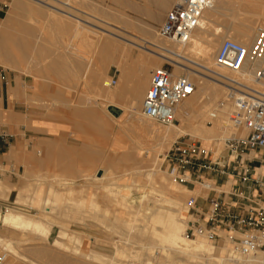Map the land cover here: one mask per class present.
Listing matches in <instances>:
<instances>
[{"label": "rangeland", "instance_id": "374dc122", "mask_svg": "<svg viewBox=\"0 0 264 264\" xmlns=\"http://www.w3.org/2000/svg\"><path fill=\"white\" fill-rule=\"evenodd\" d=\"M13 1L14 0H0V31H1L2 21L5 20L6 17L9 15V10H10V7L12 6ZM33 1H35V0H33ZM40 1L41 2H39V3L44 5L46 8H38V9H40V11H42L43 14L47 15L46 21H43L42 17L40 18L38 15H30V14H27V12H25V11H21L20 16H19V25H18L20 28L21 34H17L16 32L13 33L11 43L9 44L10 45L9 49L12 52L18 54L17 57L20 59V61L23 62V65L25 64L24 67H26V70L24 72L19 71V70H14V69H11V67L9 65H7V67H8L7 68L6 65L0 64V67H2L3 69L8 71V80L12 78L11 79L12 82L9 84L10 88L12 87L11 84H13V85H15V87L17 89V92H15V96L10 97V102L11 103L17 102V105H19V107L18 108H9V110L14 111L16 113V115H18L19 117H22V119L24 116L25 117L30 116V120H31L32 128L27 129L24 126V124L22 125V123H21L16 128V130L13 129L14 131L13 130L8 131L6 126H8L9 124L7 122H4V126H3V123L0 121V130H4L5 132H7L13 136V138L10 140L11 145H12L11 147L14 148L13 146H15V144H16V148H17V150H19V156L21 155V152H25V150L28 153L33 152L34 154H37V155L40 154L41 156H44L45 152L47 150V146L45 144V141H42L43 143H38L39 140L37 138L38 137L37 134L39 133V129H35V128H37L40 123L47 122L51 119L54 120L55 117L62 120L64 118L65 113L72 114V112L80 109V108H49L51 103L54 104V100H55L56 96L57 97H59V96L55 95L54 93L52 94L53 95L52 97L44 96L43 94L41 96H38L39 88L36 86L39 83L47 84V86L49 84H51L53 86V89L51 92H53V90L56 87H57L58 92H60V93L64 92V85H65L66 81H64L62 79L61 80L57 79V75L60 74V72L59 71L58 72L57 71H55V72H44L43 70L45 68L47 69L49 67L58 66L59 67L58 69L60 71L64 70L65 66L63 63H65V58H66L65 55H67L69 57L72 56V57H78V58H80V57L85 58L86 57L89 62H93L96 57L104 56L105 53L100 48L102 47L104 40H106L108 37H110L111 39L113 38V40L117 42L115 44L118 47V50L116 51V53L114 55L115 59L117 56H119V57H133V56L141 57L142 56L143 58H147V60L156 59L151 55L150 51H148L144 48H141L139 46L135 47V45H132L129 42H126L123 38L132 40L138 44L141 43V45H144L146 43V41H148V40L150 42L157 41L161 44L167 43V42H168V45L171 44V42L169 40L162 39L158 34V29L162 25L163 21L165 20L166 15L170 9H167L165 11L166 13L165 12L162 13V19L163 20L160 23L155 22L153 20L154 18H156V16L140 17L139 19H140V21L142 20V22L139 21V23H145V20H150L155 24H153V26L152 25H150V26L144 25L143 29H140L141 32H134V30H132L130 28H132V24L136 21V19L131 17V15L129 14L130 13L129 8L127 7L129 0H118V7H117L116 11H114L113 13L102 12L101 14L98 10L92 9L91 7H89L87 4V0H61L63 2L70 3L71 4L70 8H68L69 5H61L60 2L57 3L56 0H40ZM241 1L240 0H231L229 2V5L227 4V8H226L227 10L224 12L225 15L220 16L218 18V21L220 24L225 25V26H229V25H231L229 23H232V24L238 23L240 20H242L244 18L249 17L251 19L252 18L256 19L253 15H260L261 13L262 14L264 13V0L263 1L262 0H260V1L259 0H252V2H251V0H249V1L248 0H241ZM36 2H38V1H36ZM42 2H44V3L48 2L46 4H48L49 6L45 5ZM239 4H240V6H239ZM53 5H54V7L56 6V8H54ZM241 5H242V8H241ZM253 7H255V8L258 7V8L255 9ZM34 8L37 9L36 6H34ZM76 8H77V10H76ZM78 8L80 9V11ZM57 9H59V10H57ZM245 9H246V11H245ZM60 10H62V12ZM66 12H68L71 15H74V17L69 18V16H66L68 14ZM61 13H63V14H61ZM251 19H249V20H251ZM41 20H42V22H40ZM228 21H230V22H228ZM70 24H75L76 27L80 28L79 31L83 33L82 38L81 37H79V38L74 37V39L71 40V36L69 34L67 36L64 35L69 30ZM113 25H114V27H113ZM115 26H117V27H115ZM27 29L31 30L30 40L25 39L26 36H24L25 31ZM104 30H105V32H104ZM107 30L112 31L113 33H115V34H117L123 38H119V37H116L113 35L111 36V35L107 34ZM150 30H153L152 35L150 33H148V31H150ZM23 32H24V34H23ZM141 38L143 40H141ZM80 40H82L84 42L85 48L84 47L81 48V46L78 48L76 47L77 41L80 42ZM219 40L220 39H218V41H217V48L214 50V53L212 55V63L213 64H214L213 61H215L214 58L216 57L220 46L225 41V39L224 40L222 39L220 41ZM254 40H255V36L253 37L252 41H250L248 43H250V45H251L254 42ZM213 56H215V57H213ZM192 60L196 61L200 64V59L198 60V58H196V59L194 58ZM156 61H157V63L162 65V67L166 66V67H170L171 69H173L174 74H175L176 69L172 64H170L166 61H161L159 59H156ZM121 62H123V61H121ZM111 63H113V62H111ZM198 63H196V64H198ZM91 67H94V65L93 64L90 65V69H91ZM96 67L99 69L102 66L98 65ZM110 67H112V65H110ZM115 67H117L119 70H121L122 68H126V67H138V66L128 65V64H125V62H124V64H118V65L116 64ZM160 67L158 65L154 64L152 66L151 70L154 71L156 68H160ZM107 68H109V64H108ZM107 68H106V70H107ZM220 69L224 72V74L227 75V77H229V76L235 77L237 75H240V74L233 75V74H231V72L223 70L222 68H220ZM106 70L104 69L103 71H100L101 85L98 88V92H93L91 89L89 91H86V96L90 100L89 105H91V106L94 105V107H95V108H91V109L93 111L96 110L95 112L97 113V116L101 119L100 124L104 125L105 128H103L102 130H99L96 138L90 137L88 139L86 137L88 145H86L85 147L88 150L83 149L81 151H83L85 153V154H83V156L88 158L86 161H83V167L88 168L89 169L88 171H91L90 173L91 174L93 173L92 175L95 177H98V175L96 174L97 173L96 171H101L102 175L105 174V171H108L109 179L112 178L111 180H113V181H111V180L110 181L108 180V181L110 184L111 183L116 184L115 186L113 185L114 189L116 190V188L118 189V184L125 185L121 182L122 181L121 179H123V177L127 173V171L132 170L131 166L129 167V165L124 164V162L122 160V156L124 154L131 153V154L135 155L137 157V159L140 158L142 160L144 159V161H148L150 157L152 158V156H154V153H152V150L156 147L158 141L151 134H149L147 132V130H145V131H142V130L138 131L137 130L138 132H136V130L134 131L133 130L134 128H132V126H130L131 122H130V115L128 114L129 110H128V108H126L129 106L127 103V101H128L127 99L126 100L123 99L120 101L117 99V101H113L109 98L107 99V98L103 97V95H105V92H104L102 85L105 83V81H109L112 78H114L118 81V74H116L117 71L115 73H113L111 71L109 73V75H107ZM185 73L186 72H182V74H180L178 76H187L188 77L187 73L186 74ZM46 76H51L52 78L50 80L46 81L44 79ZM148 76H149L148 82H149V89H150L151 74L149 73ZM190 78L192 79V81L196 85L199 84L201 81L200 78H198L194 75H192ZM95 84H96L95 86H97V84H99V82L96 81ZM249 84L252 85L253 83L251 82ZM119 85H120V83H117V85L115 87H112V88H117ZM26 92H28V93H26ZM41 92L44 93L43 90ZM226 92H225V96L228 94V92L227 93ZM79 96H80L79 92H77L76 96H74V102L76 101L77 97L79 98ZM145 97H146V95L144 96V98L142 100V105H143V101H144ZM223 98H225V97L219 98L216 101V104L215 103L212 104V106L210 107L211 108L210 111L214 110L217 107L218 103H220L221 101H224L225 99H223ZM57 99H59V98H57ZM121 101H123V102L126 101V102L121 103ZM113 103H116L115 105H117V106L119 105V107L122 108L121 110L123 111V113H122V116H120V118L116 119L108 111V108L110 107L109 105L113 104ZM229 104H231V108L228 109L229 110L228 113H230L232 111L233 102H230ZM142 105H141V108H142ZM5 109H7V108H5ZM124 111H125V114H124ZM209 112L206 115H204V117L202 118L201 121H202V123H205V125L207 127L214 128V126L216 125V122L211 120V118L208 115ZM2 113H4V108H2ZM226 117L228 118V115H226ZM227 118H226V120H227ZM145 120H146L145 123L150 122V123H153L157 126H160L159 127L160 129H165V128L169 127V126H162L160 124L151 122L148 119H145ZM209 122L211 124H208ZM3 127H5V128L3 129ZM224 130H226V128ZM229 130H230V132H229ZM11 131H13V132H11ZM142 132H144V135L141 134ZM72 133H73L72 137H74V139H80L81 138L79 132L73 131ZM234 133H236L234 130L228 128V130H226V135L221 133L220 134L221 137L219 136L218 138L210 139V142L201 140L200 138L194 137L192 135H187V136H183L180 138L172 139V141L168 142L166 147H164L162 149V153L158 155V160L161 163L160 169H161V174H163V176H162L163 179H165L166 181H169L170 183H172L174 185L180 186L179 191L183 194L182 198L180 199L178 204H180L179 206H181L180 212H182L185 216L182 220L183 222L186 223L185 230L188 227V221H189V218L187 215L186 203L189 200V198L191 196H193V193H191L188 190V188L187 189L183 188L184 186L176 184L172 180V177L170 176V173H169V165L166 161L167 153L171 150L174 143H176L178 140L198 141L202 145H205L208 148H211L210 146L214 145L216 147L215 156L217 157V156H219V154H221L224 151V140L230 138ZM140 134L143 137H140ZM241 135H243V134L239 133V136H241ZM141 138H143V139H141ZM93 141H96V143L98 145L97 146L93 145L92 144ZM128 145L131 146V148ZM134 147H136L137 150H133ZM128 148H130V149H128ZM138 148L140 150H138ZM15 150L16 149H14V151ZM5 151L7 152L8 150L5 149ZM151 154H152V156H151ZM10 157H12V156L8 155V156L4 157V159L7 160V166L6 167L4 166V172H5L4 182L0 183V199H4L3 200L4 206L1 204V201H0L1 212L5 213L8 211V209H13L15 211H19L21 213L32 216L34 218L37 216L39 217V215H40V217H42L43 223H47V222L49 223L50 222L51 225L49 224V226H52L53 224L54 225L51 229V233H50L51 235L49 236L48 241H44V240H36L35 236L29 234L30 232H25L23 230L14 229V228L8 229L6 227H3L1 225L2 223H0V236L3 240L2 242H0V256L4 255L5 246H6L8 240H12L15 243V248L17 246H19V250H18V247L16 248V250L19 253L21 251L20 254H23V255H28L30 252H32L31 248L32 249H33V247L37 248L38 245H39V247L44 248L47 253H49V252L51 253V250H53L52 245L55 241V238L58 236V233L61 230L60 228L63 226V228L65 227L66 229H69L68 231L73 233L74 235L81 236L83 238L82 242L84 244H87V242H89L91 248L99 251V253H102L108 257H111V256L112 257H118L119 259H121V261L124 260V262H126L128 264H146L144 257L142 258L143 261L142 260L138 261L137 258H132L134 256V253L136 252L135 249L132 250L133 252L132 251L127 252L125 254H122V253L118 254V250H117L118 249L117 245L119 247L122 244H121V240H120V236H121L120 232H119V230L117 232L116 229L124 227V222L133 221L135 219V217H136L135 216V212H136L135 209L138 207V203H136V204L132 203L133 204L132 205L131 204L132 200L129 199L128 203L126 204L128 206L123 205V203L120 200L114 199L112 197L110 190L113 189V187L110 189L109 188L105 189L103 187V185H102V188H99V186L96 187L97 181L96 180L95 181L94 180H87V178L85 176H79V177L78 176L60 177V176H52V175L50 176V175H48V171L45 172L46 174L43 171H39V166L37 164H33L34 166L37 165L35 167L36 169L34 171H36L35 174H39V175H35L33 178V182H29L30 183L29 185H32V188H30L29 190H27L25 192V200L18 201V197H19L18 194L20 193V190L18 187L20 186V184L18 187L15 188L16 193L13 195V193H14L13 192L14 188H13L10 195H9L10 198L6 199V196L4 194V190H5L4 184L7 183L8 181H10L12 179V177L14 179H17L21 183L23 181L22 177L24 176V166L18 161V159H16V160L10 159ZM151 158H150V160H151ZM75 163L78 164L79 162H75ZM123 164L125 165V167H122V166H124ZM47 165H48V162L46 161V164L44 166L42 165L41 168H49V166H47ZM128 175H129L128 176V178H129L128 183H129V185H131V191L123 190L121 192L122 194L127 195L128 197L130 196L131 199L139 198V196L142 193L145 194L146 192H149L150 194H153L156 196H160L159 193H157L156 191H153L152 189H150L149 186L147 187L144 184V178L136 177L135 174L132 172H129ZM69 178H72V179H69ZM34 180H35V182H34ZM29 181H30V178H29ZM135 181H136V183H135ZM64 183L69 184V186L68 185L64 186ZM109 183H107L106 185H108ZM82 184H83V187H82ZM37 186H38V188H37ZM152 187H154V188L159 187V183H157V182L153 183ZM78 188H80V190H82V191L75 192ZM184 189H186V190H184ZM66 190L69 193L64 194L63 192H65ZM73 190H75V191H73ZM92 190H95V192L91 193ZM88 191L90 192L89 194H87ZM97 191H98V193H97ZM224 191H226L228 193L230 191V186H227L226 188H224ZM59 192H62V194H59ZM214 195L215 194H213V193L209 194L208 192L202 194L203 199L204 198L206 199L208 196L214 197ZM66 199H69V201ZM71 199H72V201L70 202ZM91 200H92V202H91ZM23 201L25 202V204H23ZM48 201H50L51 203ZM201 201L203 202V200H201ZM120 202L122 203L123 206L121 205ZM31 203L35 204L33 209L29 207ZM71 203L72 204H80L81 206L82 205L85 206V207H81L79 210V211H81V213H80L81 215H79V211H77V208L73 207L71 210L70 208L66 207L67 205H69ZM90 203H93L95 206V207L91 206L92 210L89 207ZM95 203H96V205H95ZM204 203L207 204V202H204ZM18 204H20L21 206H19ZM46 205L51 206V208H50L51 211L48 213H45L46 211L43 210L44 209L43 206H46ZM94 208H96V210L98 209L96 212V214H98L97 217H94L88 213L89 211L93 212ZM73 209H75V210H73ZM68 211H70V212H68ZM73 211H75L74 212V213H76L75 215L72 213ZM86 212H87V214H86ZM66 213L68 215H66ZM100 221H102L101 224H100ZM103 221H105V223ZM97 226H99V227H97ZM115 227H117V228H115ZM30 236L34 237V240H31L28 242L27 240H28V237H30ZM190 240H196L197 241L198 239H190ZM200 240L204 241L205 243H207L210 246H213L214 249H223V247L216 246L215 244L207 241L206 239L202 238ZM114 243L116 244V246ZM112 244H114V245H112ZM31 245H33V246H31ZM24 247L27 250L24 251L23 250ZM130 253H131V255L133 254V256L129 257ZM30 255H31V253H30ZM8 260L10 263L31 264V263H25L20 258L15 257V256L14 257L9 256ZM31 260L37 264H47V262H45V261L42 262V260L36 259L34 257H32ZM36 260L37 261L39 260V261L37 262ZM163 264H165V263H163ZM166 264H173V263L167 262Z\"/></svg>", "mask_w": 264, "mask_h": 264}, {"label": "bare ground", "instance_id": "6f19581e", "mask_svg": "<svg viewBox=\"0 0 264 264\" xmlns=\"http://www.w3.org/2000/svg\"><path fill=\"white\" fill-rule=\"evenodd\" d=\"M30 1L35 2L37 4H40L39 2H41L40 0H35V1L30 0ZM36 1H38V2H36ZM56 1H57V3L60 2L61 5H69V7L68 6L67 7L70 8V5H71L70 3L63 2L61 0H56ZM173 1H175V0H173ZM230 1L231 0H216L215 6L212 9L206 11V13L202 19V22L200 24V27L194 31V33L191 37V40L189 42H187L186 44H181V43H176V42L170 41L171 44L168 45V42L161 44L157 41L150 42L148 40V41H146V43L144 42L145 43L144 45H141V43L138 44L132 40L125 39V38L120 37L119 35L113 33L112 31L107 30V34H109L111 36L113 35V36H116L119 38H123L126 42H129L130 44L135 45V47L139 46L141 48H144V49L150 51L151 55L154 58L159 59L161 61H166V62L172 64L176 69L175 70L176 76L182 74V72H186L188 75V78L191 81H192V79L190 77L192 75L200 78V80H201L200 83L196 85L195 93L189 99L180 103L178 105V107L176 108V112H175L176 123L170 125L168 128L160 129L159 128L160 126H157L153 123H150L149 121H148L149 123H145L146 118L143 116L142 108H141L142 100H143L145 94L142 95L141 86H145L146 84H148L149 76H148V73L146 74L147 69L145 70V67H149L150 65L153 66L154 64L158 65L159 67L160 66L162 67V65L157 63L156 59H152V60L150 59V60H148L149 65L146 64V65L140 66L141 71L135 77L136 83H134L132 85L133 87H132L131 92L129 94L127 93L128 94L127 103L129 106L126 108H128V110H129L128 114L130 115V122H131L130 126H132V128H134L133 130L134 131L136 130V132H138L140 130H142V131L147 130V132L149 134H151L154 138L157 139L158 143H157L156 147L152 150V153H154V156H152V154H151V156H152V158L150 157L151 160L149 158L148 161H144V159L143 160L140 158L137 159V157L131 153L124 154L122 156V160H123L125 165H129V167L131 166L132 170L127 171V173L124 175L123 179H121L122 181L120 180L125 185L118 184V189L116 188V190L113 187V185L115 186L116 184L115 183H113V184L109 183V181L112 178L109 179L108 171H105V174H103L99 178L93 176L92 175L93 173L92 174L90 173L91 171H88V172L84 171L85 174L84 173H83L84 175L82 174V176H85L87 178V180H94V181L96 180L97 181L96 187L99 186V188H102V185L105 189H108V188L110 189L113 187V189L110 190L112 197L114 199L120 200L123 203V205H126L128 203L129 199L132 200L131 204L132 203H134V204L138 203V207L135 209L136 210V212H135L136 217L134 216L135 219L133 221L124 222V227H121V228L115 227V228H117L116 229L117 232L119 230L120 235H121L120 240H121L122 245H120L119 247L117 245L118 254L119 253L125 254V253L131 252L133 249H135V251H136L134 253L135 257L133 256V254L131 255V253H130L129 257L133 256L132 258H137L138 261L142 260V258L144 257L146 264H163V263L166 264L167 262L168 263L172 262L173 264H263L260 254H254L251 256H247V257H241L238 255L235 256L229 251L228 248L214 249L213 246H210L207 243H205L204 241L200 240L202 238H199L197 241L187 239L185 237V231H186L185 225H186V223L182 221L185 216L182 212H180L181 206H179L180 204H178V202L182 198L183 194L179 191L180 186L174 185V184L170 183L169 181H166L165 179H163V177H162L163 174H161V169H160L161 163L158 160V155L162 153V149L164 147H166L167 143L172 141V139L180 138V137L187 136V135H192L194 137L200 138L201 140L210 142V139L218 138L221 133L226 135V130H228L229 124H230L229 123L230 113H228V111H229L228 109L231 108V104H229L231 102V100L228 99L231 90L229 89L228 85H226V84H230L229 81H234V82L241 81V82L246 83V84H249L251 82L253 83V79H252L251 75L240 74V75H237L235 77H230V76L227 77V75L224 74V72L219 68V66L215 63V61H213L214 64L212 63V55L214 53V50L217 48L218 39H220V40L229 39V40H233L239 44H242L245 46H250V43H248V42L252 41L254 36L256 37V33H257L259 28L264 27L263 26L264 25V13L263 14L261 13L260 15H253L256 19H254V18L251 19L249 17L244 18L242 20L239 19L240 21L238 23H233V24L229 23V24H231L229 26H225V25L220 24L218 21V18L220 16L225 15L224 12L227 10L226 9L227 4L229 5ZM164 2H165V0H164ZM251 2H252V0H251ZM42 3H44V2H42ZM46 3H48V2H46ZM46 3H44V4L48 5ZM167 3H165V4H167ZM169 3L171 4V2H169ZM154 4H156V3H154ZM239 6H240V4H239ZM53 7H54V5H53ZM162 7H163V5H162ZM165 7H167V6H165ZM54 8H56V6ZM168 8L170 9V7H168ZM168 8H166V9H168ZM241 8H242V5H241ZM253 8H255V7H253ZM256 8H258V7H256ZM57 10H59V9H57ZM76 10H77V8H76ZM60 11L62 12V10H60ZM79 11H80V9H79ZM245 11H246V9H245ZM66 13H68V12H66ZM61 14H63V13H61ZM66 16H69V18L74 17V15H71L69 13ZM15 18H16V15H15V12L12 8L8 17L2 21L1 31H0V64L6 65V67H7V65H9L11 67V69L24 72L26 70V67H24L25 64L23 65V62L20 61V59L17 57L18 54L12 52L10 49L8 50L7 46L10 48V45L6 43V34H5L6 26L8 27V25L10 26V25L14 24ZM249 19H251V20H249ZM153 20L155 22L160 23L163 20L162 19V13L159 12V14L156 15V18H154ZM228 22H230V21H228ZM113 27H114V25H113ZM115 27H117V26H115ZM104 32H105V30H104ZM148 33H150L152 35L153 30L148 31ZM141 40H143V39L141 38ZM115 43H117V42L114 41L113 38L111 39L110 37H108L106 40H104V43L102 44V47L100 48L105 53L104 54L105 65L103 66V69H105V70H106L108 64H110L111 62H113L115 60L114 55H115L116 51L118 50V47L116 46ZM213 57H215V56H213ZM191 58L192 59L198 58V60L200 59V64L196 61H193ZM196 63H198V64H196ZM256 68H257V66H254L253 69L255 70ZM136 74H137V72H136ZM231 74L236 75L237 73H231ZM100 77H101V75H100ZM122 79H123V77H122ZM124 83H126V82H124ZM100 85H101V82L99 81V86ZM129 85H130V82H129L127 88L129 87ZM102 87H103L104 92H105V95H103V97H105L107 99L109 98L113 101H117V99L119 101L123 100L126 97L125 95H127L125 93L123 86H122V81H120V85L117 88H112L109 86L106 87L105 83L102 85ZM226 91L228 92V94L225 96ZM26 93H28V92H26ZM234 94L237 95L236 93H234ZM222 97H225L223 99H226V101L228 103L225 105L224 109H222L218 113L217 119L214 120V122H216V125L214 126V128H209L205 125V123H202L201 120L204 117V115H206L210 111V109H211L210 107L212 106V104H214V103L216 104V101ZM115 104L116 103H113V104H110L109 106H116L117 108L122 109L121 107H119V105L117 106ZM80 107H82V106H80ZM0 111L2 112V108H0ZM212 111L209 112V114H208L209 116H210V113ZM74 112H72V113L74 114ZM124 114H125V111H124ZM89 115L92 117V113H90ZM226 115H228V118L226 117ZM75 117H76V115L73 118L74 120H75ZM226 118H227V120H226ZM69 119H71V118H69ZM79 119L77 118L78 122H80ZM94 119H96V118H94ZM7 121H8L7 123L9 124L8 126L10 127V130H13V129L16 130V128L21 123H22V125L24 124V126L27 129L32 128L30 116H28V117L24 116L22 119V117H19L18 115L14 114L13 112H10V116H9V119H7ZM97 121H99V120H97ZM86 126H87L88 132L93 131L95 128L96 129L98 128L97 129L98 131L105 128L104 125L100 124V121L98 124H96V123L94 124L93 120L88 121ZM83 127H84V125H83ZM225 128H226V130H224ZM84 129H85V127H84ZM13 131H11V132H13ZM229 132H230V130H229ZM141 134L144 135V132H142ZM141 134H140V137H143V136H141ZM238 135H239V133H238ZM141 139H143V138H141ZM129 147L131 148V146H129ZM130 148H128V149H130ZM133 150H137V148L134 147ZM138 150H140V149L138 148ZM46 157H48V156H46ZM38 158H39V156L37 154H34L33 152L28 153L26 150H25V152H21L20 156L19 155L17 156L18 161L24 166V176L22 178H23V181L25 182L24 186L22 188H20V193L18 194V196H19L18 201L25 200V192L27 190H29L30 188H32V185H29L30 184L29 182H33V178L35 175H39V174H35L36 171H34V170L36 168L33 164H37V163L39 164L41 162L42 163L41 165H43L44 163H46L44 160L39 161ZM125 165L122 167H125ZM50 169H51V167H50ZM81 170H83V169H81ZM76 171H77V169H76ZM129 172L134 173L136 177L144 178V184L147 187L149 186L150 189H152L153 191H156L157 193H159L160 196H156V195L150 194L149 192H146L145 194L142 193L139 196V198L131 199L130 196L128 197L127 195L122 194L121 192L123 190L131 191V185H129V183H128L129 182V178H128ZM262 172H264V169H262ZM29 178H30V181H29ZM69 179H72V178H69ZM111 181H113V180H111ZM34 182H35V180H34ZM106 182L109 183L110 185L109 184L106 185L107 184ZM155 182L159 183V187H156V188L152 187V184ZM135 183H136V181H135ZM5 184H4V189H5L4 194L6 196V199L7 198L9 199L10 198L9 195H10L12 190L10 187L6 186ZM65 185L69 186V184H67V183L66 184L64 183V186ZM82 187H83V184H82ZM37 188H38V186H37ZM183 188H186V187H183ZM186 189H184V190H186ZM73 191H75V190H73ZM66 200L69 201V199H66ZM71 201H72V199L70 200V202ZM48 202H50V201H48ZM91 202H92V200H91ZM93 203H90V205H89L91 210H92V207L94 206ZM122 203H121V205H122ZM23 204H25L24 201H23ZM18 205L21 206L20 204H18ZM95 205H96V203H95ZM34 206H35V204L31 203L29 207L33 209ZM126 206H128V205H126ZM66 207L70 208L71 210L74 207V208H77V211H79L81 207H85V206H83V205L81 206L80 204H72L71 203V204L67 205ZM43 208H44L43 210L46 211L45 213H48L51 211V209H50L51 206H49V205L43 206ZM73 210H75V209H73ZM97 210H96V208H94L93 212L89 211L88 213L94 217H97V215H98V214H96ZM68 212H70V211H68ZM74 212L75 211H73L72 213L75 215L76 213H74ZM80 213H81V211H79V215H81ZM86 214H87V212H86ZM66 215H68V214L66 213ZM103 222L105 223V221H103ZM0 223H2L1 225L3 227H6L8 229L14 228V229L23 230L25 232H30L29 234L35 236L36 240H44V241H48L49 236L51 235L50 234L51 229L54 225L53 224L52 226H49L50 222L49 223L48 222L43 223L42 217H40V215H39V217L37 216L34 218L32 216L26 215V214L21 213L19 211H15L13 209H8V211L5 213L1 212V210H0ZM101 223H102V221H100V224ZM97 227H99V226H97ZM60 229L61 230L58 233V236L55 238V241L52 245L53 250H51V253L50 252L47 253L44 248H41L38 245L37 248H34V247H33V249L31 248V250H32V252H30L31 255H30V253L28 255H23V254H20L21 251L19 253L16 250L17 247L19 250V246H17L15 248V243L12 240H8L7 244L5 246L4 255H6L7 257H9V256L14 257L15 256V257L20 258L25 263H31V264H37L31 260L32 257L39 259V260H42V262L45 261V262H47V264H128V263L124 262V260L121 261V259H119L118 257H112V256L108 257L102 253H99V251L92 249L89 242H87V244H84L82 242L83 238L81 236H77V235H74L73 233L69 232L68 231L69 229H66L65 227L63 228V226ZM30 237H28V240H27L28 242L31 240H34V237H31V238ZM2 241L3 240L0 236V242H2ZM114 244H112V245H114ZM31 246H33V245H31ZM115 246H116V244H115ZM23 250L25 251L27 249H25V247H24Z\"/></svg>", "mask_w": 264, "mask_h": 264}, {"label": "built area", "instance_id": "2783aa9c", "mask_svg": "<svg viewBox=\"0 0 264 264\" xmlns=\"http://www.w3.org/2000/svg\"><path fill=\"white\" fill-rule=\"evenodd\" d=\"M216 0H177L158 29L162 39L186 44L200 27L206 11ZM215 63L231 73L251 75L253 84L229 81V100L233 108L229 128L234 130L224 140V151L215 156L216 147L207 149L198 141L178 140L166 155L172 180L181 186L197 188L186 203L189 218L187 239L204 238L228 248L235 256L260 254L264 264V27L259 28L250 46L225 40ZM254 66L257 68L254 70ZM8 83V71L0 67V84ZM118 81H106L115 87ZM196 91V84L187 76H175L170 67L156 68L151 73V86L143 101V116L162 126L176 122L178 105ZM236 93L237 95H235ZM226 99L210 113L216 120ZM208 124H211L210 122ZM238 133L243 135L239 136ZM12 135L0 130V148L11 147ZM218 150V149H217ZM3 152L0 151V183L4 179ZM214 177L225 178L226 185H216ZM230 184V191H224ZM215 194L203 199V193ZM231 196L233 200H225ZM207 202L205 211L200 202ZM3 201V199H0ZM0 264L10 263L6 255Z\"/></svg>", "mask_w": 264, "mask_h": 264}, {"label": "crops", "instance_id": "0c3cea01", "mask_svg": "<svg viewBox=\"0 0 264 264\" xmlns=\"http://www.w3.org/2000/svg\"><path fill=\"white\" fill-rule=\"evenodd\" d=\"M172 1L171 0H165V2H164V0H145V1L144 0H129V2L127 4L128 5L127 7L129 8V12H130L129 14L131 15V17L136 19V21H135L136 23L134 22L132 24V28H130V29L134 30V32H141L140 29H143L144 25H146V26L152 25L153 26L154 23L150 20H145V23H139V21H140L139 18L144 17V16L153 17V16H156L159 12L164 13L167 10L166 8L170 7V9H171L174 6L176 0L173 1L174 3ZM153 2L156 4H154ZM169 2H171V4ZM165 3H167V4H165ZM87 4L92 9L98 10L100 12V14L102 12L113 13L114 11L117 10L118 0H87ZM162 5H163V7H162ZM34 6H36L37 9L34 8ZM165 6H167V7H165ZM12 8L15 12L16 18H15V24H12L10 26L8 25V27L6 26L5 34H6V43L7 44L11 43L13 33L16 32L17 34H21L20 28L18 26L19 25V16H20L21 11H25V12H27V14H30V15H38L40 18L42 17L43 21H46V19H47V15L43 14L42 11H40V9H38V8H46V7L42 4H37L35 2H31L30 0H14L12 2V6L10 7L9 13L12 10ZM40 22H42V20ZM140 22H142V20ZM79 30H80V28L76 27L75 24H70L69 30L64 35L67 36L69 34L71 36V40L74 39V37H76V38L81 37L82 38L83 33L80 32ZM23 34H24V32H23ZM25 34H24V36H26L25 39L30 40L31 30L27 29L25 31ZM80 46H81V48H83V47L85 48V44L82 40H80V42L77 41L76 47L78 48ZM7 48L9 50L8 46H7ZM65 57H66L65 63H63L65 66L64 70L60 71L58 69V66H56L57 68L49 67V68H47V69L45 68L43 70L44 72H55V70L57 72L58 71L60 72V74L57 75V79H59V80L62 79L64 81H66V83L64 85V92L63 93L58 92L57 87L53 90V92H51L53 89V86L51 84H49L47 86V84L39 83L36 86L39 88L38 96H41L43 94L44 96L52 97L53 93L55 95L59 96V97L56 96V98L54 100V104L51 103L49 108H80V109L74 112V114L76 115L75 120L73 119L75 116L73 113H72L73 115L65 113L64 118L62 120L55 117L54 120L51 119L47 122L40 123L39 126L37 128H35V129H39V133L37 134V136H38L37 138L39 140L38 143H43L42 141H45V144L47 146V150L45 152V155L41 156L39 154L38 160L39 161L44 160L45 162L48 161L49 168H41V166H42L41 162L39 164L37 163V165L39 166V171H43L44 173L48 171V174L50 176L51 175L52 176L53 175L54 176H60V177L82 176V174L83 173L85 174L86 171L88 172L89 169L83 167V161H86L88 158L83 156V154H85V153L81 150H83V149L88 150L85 147L86 145H88L87 144V138L88 139L90 137L96 138L97 134L99 132L97 130L98 128L97 129L95 128L93 131L88 132L86 124L88 123V121H92V120H93L94 124L95 123L98 124L99 121L101 120L97 116V113L91 109V108H95V107L89 105V99L86 96V91H89L91 89L93 92H98L99 84L97 86H95L96 85L95 82L96 81L99 82L101 79L100 78V71L104 70L103 66L105 65V61H104V56L96 57L94 59V61L96 60L95 62L94 61L89 62L86 57L85 58L84 57L78 58V57H72V56L69 57L67 55H65ZM121 61H123V62H121ZM124 62H125V64L132 65V66H138V67H126V68H122L121 70H119L117 67H115L116 64L117 65L118 64H124ZM92 64L94 65V67H91V69H90V65H92ZM146 64L149 65L147 58L138 57V56H133V57H119V56H117L116 59L113 61V63L109 64V68H107V75H109V73L111 71L113 73H115L117 71L116 74H118V83H120V81H122V86L125 90V93L129 94L132 90V87H133L132 85L134 83H136L135 77L141 71L140 66L146 65ZM98 65H100L102 67H100L98 69L96 67ZM110 65H112V67H110ZM151 68H152L151 65L149 67H145V70L147 69L146 74L148 73V75H149V73L151 74L153 72L151 70ZM136 72H137V74H136ZM122 77H123V79H122ZM51 78H52L51 76H46L44 79L46 81H48ZM11 79H9L8 83L4 86L0 84V108L1 107L4 108V113H2L0 111V121L3 123V126H4V122H8L7 119H9L10 112H13L14 114H16L14 111L9 110V108H18L19 107V105H17V102H12V103L10 102V97L15 96V92H17L15 85L11 84L12 85L11 88L9 86V84L12 82ZM124 82H126V83H124ZM129 82H130V85L127 88ZM42 90L44 91V93L41 92ZM141 90H142V95L143 94L147 95V93L149 91V82L145 86H141ZM77 92H79L80 96H79V98L77 97L76 101L74 102V96H76ZM128 94L125 95L126 96L124 98L125 100L128 98ZM57 98H59V99H57ZM125 102L126 101H124V102L121 101V103H125ZM80 106H82V107H80ZM5 108H7V109H5ZM90 112L92 113V117L89 115ZM69 118H71V119H69ZM77 118L78 119L80 118L79 119L80 122L77 121ZM94 118H96V119H94ZM97 120H99V121H97ZM83 125H84L85 129H84ZM4 128L5 127H3V129ZM7 129L10 130V127L9 128L7 127ZM73 131L79 132L81 138L80 139H74V137H72ZM96 141H93L92 144L97 146L98 144L96 143ZM13 147L14 148L10 147L7 152L5 151L6 147L0 148V151L3 152V165L5 167L7 166V160L4 159V157L10 155V156H12V157H10V159L16 160L17 156L19 155V150H17L16 144ZM203 147L208 148L204 145H203ZM14 149H16V150L14 151ZM46 156H48V157H46ZM73 162L74 163L79 162V163L74 164ZM45 164H43V166ZM50 167H51V169H50ZM76 169H77V171H76ZM81 169H83V170H81ZM99 173H102V172L97 171L96 174L99 175ZM97 178H99V177H97ZM214 179L216 181L215 183L217 186L224 187L226 185L225 178L214 177ZM2 182H4V179L1 181V183ZM19 184H20V186H19ZM24 184H25L24 181H22L20 183L17 179H14L12 177V179L10 181H8L5 185L10 187L11 190L14 188V191H13L14 192L13 195H14L16 193L15 188L19 186L18 188L20 190V188H22L24 186ZM228 186H230V184ZM188 190L191 193H193L197 190V188H195L193 186H188ZM80 191H82V190H80V188H79L75 192H80ZM93 192H95V190L91 191V193H93ZM63 193L67 194L69 192L66 190ZM89 193L90 192L88 191L87 194H89ZM97 193H98V191H97ZM59 194H62V192H59ZM224 199L225 200H228V199L233 200L234 198L231 196H228V197L226 196V197H224ZM1 204L4 206V201H1ZM200 206L205 211L208 208V204H205L202 201L200 202Z\"/></svg>", "mask_w": 264, "mask_h": 264}, {"label": "water", "instance_id": "95a60500", "mask_svg": "<svg viewBox=\"0 0 264 264\" xmlns=\"http://www.w3.org/2000/svg\"><path fill=\"white\" fill-rule=\"evenodd\" d=\"M108 111L110 114H112L115 118H120L122 116L123 111L120 108H117L116 106H110L108 108ZM176 123V122H175ZM102 173H99L98 177H101Z\"/></svg>", "mask_w": 264, "mask_h": 264}]
</instances>
